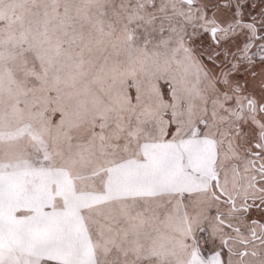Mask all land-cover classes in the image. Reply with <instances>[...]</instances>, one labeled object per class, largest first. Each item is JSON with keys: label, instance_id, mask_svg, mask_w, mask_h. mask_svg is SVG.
Listing matches in <instances>:
<instances>
[{"label": "snow or ice", "instance_id": "snow-or-ice-1", "mask_svg": "<svg viewBox=\"0 0 264 264\" xmlns=\"http://www.w3.org/2000/svg\"><path fill=\"white\" fill-rule=\"evenodd\" d=\"M0 264H264V0H0Z\"/></svg>", "mask_w": 264, "mask_h": 264}]
</instances>
